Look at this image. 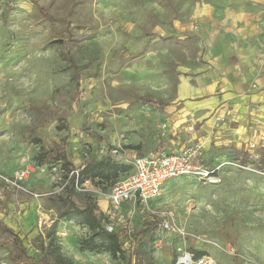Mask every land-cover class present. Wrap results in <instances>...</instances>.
I'll use <instances>...</instances> for the list:
<instances>
[{
  "label": "rangeland",
  "instance_id": "1",
  "mask_svg": "<svg viewBox=\"0 0 264 264\" xmlns=\"http://www.w3.org/2000/svg\"><path fill=\"white\" fill-rule=\"evenodd\" d=\"M198 1L0 0V171L32 168L29 193L0 195V219L15 232L0 231V264H38L50 244L73 264H175L182 248L216 264H264V176L255 171L226 166L217 186L170 180L149 209L128 202L114 210L106 197L113 180L72 183L91 161L130 166L128 150L142 155L165 138L163 125L146 131L138 99L172 98L199 50L187 29ZM41 36L42 45L32 43ZM70 191L71 202L92 207L120 233L125 254L81 250L92 232L60 218ZM166 223L176 230H164Z\"/></svg>",
  "mask_w": 264,
  "mask_h": 264
},
{
  "label": "crops",
  "instance_id": "2",
  "mask_svg": "<svg viewBox=\"0 0 264 264\" xmlns=\"http://www.w3.org/2000/svg\"><path fill=\"white\" fill-rule=\"evenodd\" d=\"M189 23L187 29L197 37L199 50L176 77L173 94L167 93L172 98L149 99L150 104L138 99L146 131L158 134L165 126V138H158L154 151L146 147L150 151L142 155L182 151L200 141L206 164L222 165L223 179V168L231 163L263 167L264 0H199L191 9ZM167 74L164 83L171 92L170 78L175 75ZM251 144L256 148L251 149ZM128 151L132 163L138 154ZM8 191L2 187L0 195L5 197ZM71 244L68 241L66 247Z\"/></svg>",
  "mask_w": 264,
  "mask_h": 264
},
{
  "label": "built area",
  "instance_id": "3",
  "mask_svg": "<svg viewBox=\"0 0 264 264\" xmlns=\"http://www.w3.org/2000/svg\"><path fill=\"white\" fill-rule=\"evenodd\" d=\"M162 136H165L162 134ZM255 149L254 144L250 145ZM264 160V159H263ZM133 170L130 174L118 180L108 195L110 205L114 210L120 209L125 203L131 202L142 209H149V204L159 196L166 183L170 180L181 177H192L204 185L217 186L223 183L222 165L213 167L206 164L204 144L200 141L185 148L182 151L167 152L162 150L150 155H135L132 160ZM244 170H251L264 176V166L257 169L241 164H229ZM264 165V161H263ZM32 168L26 167L15 175H6L0 172V186L15 192L29 193L26 181L29 180ZM80 172L75 173L76 177ZM74 176V175H73ZM81 184L82 187L90 184ZM75 184H80L76 181ZM38 197V195H34ZM50 221V220H49ZM48 223L45 219L40 224ZM109 232H117L112 224L104 225ZM164 230L175 231V227L169 223L164 224ZM65 236L67 235L66 232ZM118 233V232H117ZM181 236H186L181 233ZM200 239V238H198ZM180 256L175 264H216L208 255L201 256L198 253L179 249ZM1 264H6L5 262Z\"/></svg>",
  "mask_w": 264,
  "mask_h": 264
},
{
  "label": "trees",
  "instance_id": "4",
  "mask_svg": "<svg viewBox=\"0 0 264 264\" xmlns=\"http://www.w3.org/2000/svg\"><path fill=\"white\" fill-rule=\"evenodd\" d=\"M40 13L47 20H54V17L49 15L42 7H40L36 1H33ZM69 60L72 63L73 67L77 70L72 56H69ZM139 101L144 104H150L152 101L145 98H139ZM60 148V146L56 145ZM64 149V148H63ZM63 157L66 158V152L63 151ZM133 170V166L130 165H119L111 161H91L89 164L85 165L84 168L79 173V176L76 177L74 174L72 178V183L83 184L87 181L91 183L100 182H109L111 180L115 183L120 180L122 177L130 174ZM73 196V191L69 193L70 207L61 213L60 218H64L68 221H75L79 223L83 228L92 232L90 240L85 241L81 245V250L91 251V252H105L111 254L115 259L122 254H125L124 243L120 236V233L109 232L104 225H102L100 219L96 215L95 210L92 207L79 208L74 202H71ZM150 226L157 227L156 224H151ZM0 231L2 233L15 234V232L8 228L2 221H0ZM16 240H20L16 235ZM22 243V242H21ZM45 250V255L41 257L38 261V264H73L71 260L66 259L60 252L59 248L50 244ZM49 252V253H48ZM199 256L203 253H198Z\"/></svg>",
  "mask_w": 264,
  "mask_h": 264
},
{
  "label": "clouds",
  "instance_id": "5",
  "mask_svg": "<svg viewBox=\"0 0 264 264\" xmlns=\"http://www.w3.org/2000/svg\"><path fill=\"white\" fill-rule=\"evenodd\" d=\"M16 32H20L21 31V28L18 26L17 28L14 29ZM47 39L46 36H41V37H38L37 39H35L32 43L33 44H37V45H42L44 43V41ZM46 57H54L55 56V53L54 52H51L49 51L48 53L44 54ZM79 229L76 230L77 233H79ZM65 236V233L63 231H61L59 233V237L60 238H63Z\"/></svg>",
  "mask_w": 264,
  "mask_h": 264
}]
</instances>
